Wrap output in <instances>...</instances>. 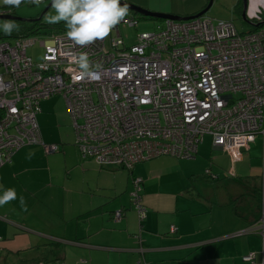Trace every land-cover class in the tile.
<instances>
[{"label": "crops", "instance_id": "0c3cea01", "mask_svg": "<svg viewBox=\"0 0 264 264\" xmlns=\"http://www.w3.org/2000/svg\"><path fill=\"white\" fill-rule=\"evenodd\" d=\"M132 2L186 17L205 1ZM246 16L264 20V0H247ZM39 108L41 142L60 150L48 155L41 143L31 144L0 167V193L9 187L17 192L16 200L0 207V264H242L248 255L264 264V136L233 155L205 136L189 158L198 162L202 156L204 172L197 170V179L195 169H177L169 156L139 162L128 172L98 156L82 159L67 106L62 120L52 98ZM136 178L142 180V218L131 197Z\"/></svg>", "mask_w": 264, "mask_h": 264}, {"label": "built area", "instance_id": "2783aa9c", "mask_svg": "<svg viewBox=\"0 0 264 264\" xmlns=\"http://www.w3.org/2000/svg\"><path fill=\"white\" fill-rule=\"evenodd\" d=\"M121 23L137 25L133 17ZM121 43L105 38L72 48L66 33L57 34L40 43V62L27 54L31 41L0 43V167L22 146L42 144L39 103L56 95L66 103L82 159L98 156L128 169L162 156L192 158L205 136L230 155L264 136V23L240 33L231 21L169 19L133 44ZM70 50L100 63V79H75ZM141 182L134 179L131 197L142 218ZM242 264H254L253 257Z\"/></svg>", "mask_w": 264, "mask_h": 264}, {"label": "clouds", "instance_id": "9594fccd", "mask_svg": "<svg viewBox=\"0 0 264 264\" xmlns=\"http://www.w3.org/2000/svg\"><path fill=\"white\" fill-rule=\"evenodd\" d=\"M0 2L4 5L19 7L24 0H0ZM28 2L40 5L43 0H28ZM51 8L54 14L50 13L46 16V21L49 24L64 23L66 36L72 42V48H87L97 41L104 40L118 24L125 20L129 11L128 4H122L121 0H51ZM0 30L10 35L12 31H18L19 26L8 21L0 24ZM65 54L70 64L75 65V79H100L103 66L100 63H93L87 52L70 50ZM16 199V189L6 188L0 193V207ZM19 202L21 208L27 211L23 196L19 197Z\"/></svg>", "mask_w": 264, "mask_h": 264}, {"label": "rangeland", "instance_id": "374dc122", "mask_svg": "<svg viewBox=\"0 0 264 264\" xmlns=\"http://www.w3.org/2000/svg\"><path fill=\"white\" fill-rule=\"evenodd\" d=\"M50 0H46L43 3H41L40 5H33V6H28L27 4L21 6L18 9V14L17 16L23 19H29L31 17H34L37 14H41L42 16V20L46 23H48L45 19L46 16H48L50 13L54 14V10L49 7L48 10H45L46 5L49 3ZM127 3L134 5V6H138V4L133 3V0H124ZM136 3L141 1V0H134ZM186 1H190V0H186ZM198 1H205L204 2V6L202 8H204L207 4L209 0H198ZM247 1V0H246ZM176 2L180 3L181 0H176ZM239 2H242V0H213L210 8L208 9V11L202 16L205 18H209L211 19L214 23H216L217 21H231L234 26L236 27V29L238 30V32L240 33H245L248 32L252 29V25L249 22V20L247 19V21H245L244 19H242V15L239 13V10L237 8ZM175 3V2H174ZM202 10V9H201ZM131 15L130 13H128L127 16ZM133 16L136 17L137 19V25L136 27H131L128 26L125 23H120L118 30L113 29L112 32L110 33L111 37H107V38H117L119 40V38L122 39V43L120 45V47L122 46H129L131 44H133V42H135L134 40L136 39V36L139 33L142 32H153L156 31L158 28H162L164 26V21L160 20L157 21V19L154 20H145V19H141L139 18V16L137 14H132ZM245 17L246 13H245ZM4 21L0 20V24H3ZM2 31V30H0ZM119 31L120 36L121 37H117V32ZM32 41V44L27 48V54L28 56H30L32 58V60L34 62H40L42 60V53H43V48L40 46V43L42 41L45 40V38H42L40 36H33L31 38H29ZM62 96L61 95H57L54 96V98L52 97L55 105H58V109H57V116L60 117V120H62V117L60 115L62 114H66V105L64 104V99H61ZM54 106V104H53ZM69 125V129L70 124ZM207 138V137H206ZM70 144H72V142H70ZM201 146L202 144L199 146V150H201ZM199 153V152H198ZM200 155V154H198ZM197 157V156H196ZM202 157V156H201ZM201 157L197 158L198 162L196 160H190V159H177L174 157H171V159L168 158V160L172 161V162H176L178 163L177 169L180 168V164H188V166H191L190 169L191 170H198V171H203L204 169L201 168V163H199V160L202 159ZM207 157V156H204ZM165 158V157H162ZM208 168V166L206 167V169ZM177 169H173V171L178 173ZM198 171L195 173L196 175V179L201 175V172L198 173ZM228 178L225 176L224 180ZM233 180V179H230Z\"/></svg>", "mask_w": 264, "mask_h": 264}, {"label": "trees", "instance_id": "16d2710c", "mask_svg": "<svg viewBox=\"0 0 264 264\" xmlns=\"http://www.w3.org/2000/svg\"><path fill=\"white\" fill-rule=\"evenodd\" d=\"M44 1H46V0H43V2ZM49 2H51V0ZM25 4H27L28 6L35 5V4L29 3L28 0H24V2L19 7L4 5V6L0 7V15L17 16L18 9ZM48 5H49V3L46 5V7H48ZM46 7H45L44 11L48 10L49 7H51V6H49L47 9H46ZM237 8L239 10V13L242 15L243 0H242V2H239ZM133 18L136 20L135 16H133ZM139 18L145 19V20H154L153 18H146V17H142V16H139ZM28 20H31V21L25 22V21H21V20H2L4 22H8V21L14 22L15 24H17L19 26V30L18 31H15V30L12 31L10 35L5 34L3 31H0V43L1 42L14 43L17 40L27 42V41H31L29 38H31L33 36H36V37L40 36L42 38L47 39L53 35L66 33V28H65L63 22H60L57 24L46 23L42 20L41 14H37L34 17L29 18ZM244 20L247 21V18L245 17ZM157 21H160V19H157ZM263 21L264 20L261 18H254L252 20H249L248 23H250L252 25V29L250 31H255V28H259L264 23ZM52 97H54V96H52ZM52 97H49V98H52ZM71 126H72V122H71ZM42 145H44V144L42 143ZM24 146H28V145H24ZM24 146H22V147H24ZM57 147H58V151L56 153H58L60 150L59 146H57ZM56 153H54V154H56ZM51 155H53V154H51ZM12 156H13V154H12ZM11 157H10V159H11ZM120 167L122 169H124L125 171L131 172V169H128V168H125L122 166H120Z\"/></svg>", "mask_w": 264, "mask_h": 264}, {"label": "water", "instance_id": "95a60500", "mask_svg": "<svg viewBox=\"0 0 264 264\" xmlns=\"http://www.w3.org/2000/svg\"><path fill=\"white\" fill-rule=\"evenodd\" d=\"M213 0H209L208 4L197 14L192 15V16H186V17H179V16H173L171 14H161V13H155L152 11H149L147 9H143L141 7L138 6H134L130 3L121 1V3H127L128 7H129V11L137 14L139 16L142 17H146V18H153V19H160V20H176V21H187V20H192L195 18H199L202 17L210 8L211 4H212ZM51 6V2H49L48 7ZM46 7V9L48 8ZM246 8H247V1L243 0V9H242V18H245V13H246ZM0 20H21V21H25V22H29L31 20L28 19H23L17 16H10V15H0Z\"/></svg>", "mask_w": 264, "mask_h": 264}]
</instances>
